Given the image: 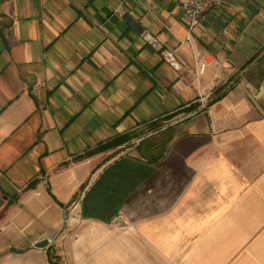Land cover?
<instances>
[{"label": "crops", "instance_id": "crops-1", "mask_svg": "<svg viewBox=\"0 0 264 264\" xmlns=\"http://www.w3.org/2000/svg\"><path fill=\"white\" fill-rule=\"evenodd\" d=\"M181 3L0 0V264H264V0Z\"/></svg>", "mask_w": 264, "mask_h": 264}, {"label": "built area", "instance_id": "built-area-1", "mask_svg": "<svg viewBox=\"0 0 264 264\" xmlns=\"http://www.w3.org/2000/svg\"><path fill=\"white\" fill-rule=\"evenodd\" d=\"M224 0H182L184 14L190 21V29L194 30L198 21L209 11L222 6ZM142 39L158 51L161 58L174 69H180V62L173 50L166 48L160 39L149 31L142 33ZM206 61L200 63L199 72L203 73L206 67ZM115 224L119 227L126 225L123 217H118Z\"/></svg>", "mask_w": 264, "mask_h": 264}, {"label": "rangeland", "instance_id": "rangeland-1", "mask_svg": "<svg viewBox=\"0 0 264 264\" xmlns=\"http://www.w3.org/2000/svg\"><path fill=\"white\" fill-rule=\"evenodd\" d=\"M165 132H166V131H163V132H159V133H156V134H153V135H151V131H150V130H147V131H146V130H143V131L141 132V136H146V135H148L144 140H142V141H144V142H143L144 145L153 146V147H155L156 149L158 148L157 151L154 150V153H151V154H155V155H154V156L151 155L150 157L161 156V154L164 152L165 147H166V144H167L168 141H169V137H166V138H165V145H164V148H163V149H161V146H158V144L160 143V141H162V140L160 139V137H162V138L165 137V135L163 134V133H165ZM136 138H137V137H136ZM133 142H134L133 137L131 138V137H129V135H128L127 139H125V140L123 141V143H121V144H122V145H125V146L128 148V146H129V145H132ZM15 253L18 254V247H17ZM52 255L55 256V260L57 261V263L62 264V262L60 261V258L56 255V252H55V251H52ZM16 256H17V257H20L21 255H16ZM20 263H21V262H19V264H20ZM2 264H5V263H2Z\"/></svg>", "mask_w": 264, "mask_h": 264}, {"label": "trees", "instance_id": "trees-1", "mask_svg": "<svg viewBox=\"0 0 264 264\" xmlns=\"http://www.w3.org/2000/svg\"><path fill=\"white\" fill-rule=\"evenodd\" d=\"M127 137H128V135L127 134H125V135H121V139H119V140H121V143H123V141L125 140V139H127ZM118 142H120V141H118V140H111V141H108L107 143H105L104 145H101V147H99L98 149H100V148H102V147H104V149L105 148H107L109 145H112V144H114V143H118ZM97 149V150H98ZM156 157H158V156H156ZM156 157H151V158H156ZM48 260H49V262H50V264H59V263H57V261L55 260V256L54 255H52V250L50 249L49 251H48Z\"/></svg>", "mask_w": 264, "mask_h": 264}, {"label": "water", "instance_id": "water-1", "mask_svg": "<svg viewBox=\"0 0 264 264\" xmlns=\"http://www.w3.org/2000/svg\"><path fill=\"white\" fill-rule=\"evenodd\" d=\"M35 247H37V248L49 247V239H42V240L36 242Z\"/></svg>", "mask_w": 264, "mask_h": 264}]
</instances>
